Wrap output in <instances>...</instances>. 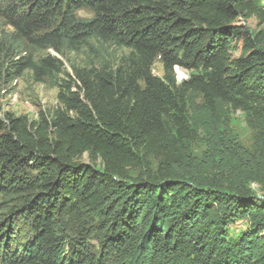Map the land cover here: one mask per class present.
I'll return each instance as SVG.
<instances>
[{
  "label": "trees",
  "instance_id": "trees-1",
  "mask_svg": "<svg viewBox=\"0 0 264 264\" xmlns=\"http://www.w3.org/2000/svg\"><path fill=\"white\" fill-rule=\"evenodd\" d=\"M0 25V84L58 87L51 112L0 117V264H264V0H0ZM92 40L128 52L71 74L43 53Z\"/></svg>",
  "mask_w": 264,
  "mask_h": 264
},
{
  "label": "rangeland",
  "instance_id": "rangeland-1",
  "mask_svg": "<svg viewBox=\"0 0 264 264\" xmlns=\"http://www.w3.org/2000/svg\"><path fill=\"white\" fill-rule=\"evenodd\" d=\"M81 16H89L86 11L80 12ZM241 24L247 28L255 30L258 26L254 18L242 19ZM8 30L0 25V30ZM128 50L123 47H117L97 40L91 41V46L83 47L78 52H67L64 57L59 56L52 50L43 53H50L59 57L64 68L70 74L73 66H99L114 65L119 59L127 54ZM231 56H237L238 50L231 51ZM177 82L180 83L188 78L189 72L183 68L174 67ZM152 73L155 76L162 77L163 69L159 60L152 65ZM182 79V80H181ZM58 87L50 81L35 82L28 72L12 82L0 84V117L3 112H12L14 115H25L28 119L34 120L38 117L39 112H51L58 104L57 102ZM189 115L201 119L203 113V104L200 95L192 92L188 99ZM221 113L230 127L233 129L239 140L244 145L251 144V130L248 128L246 119L240 110H234L230 105H222ZM204 151V145L201 141H196L193 145V153L201 156ZM83 160H87L86 157ZM89 220V219H88ZM245 221L238 220L230 226L232 232L244 228Z\"/></svg>",
  "mask_w": 264,
  "mask_h": 264
},
{
  "label": "clouds",
  "instance_id": "clouds-1",
  "mask_svg": "<svg viewBox=\"0 0 264 264\" xmlns=\"http://www.w3.org/2000/svg\"><path fill=\"white\" fill-rule=\"evenodd\" d=\"M175 68H177V67H175Z\"/></svg>",
  "mask_w": 264,
  "mask_h": 264
}]
</instances>
